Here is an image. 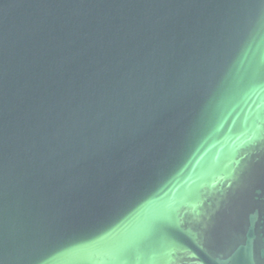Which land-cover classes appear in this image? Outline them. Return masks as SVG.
I'll return each instance as SVG.
<instances>
[{
  "label": "water",
  "instance_id": "water-1",
  "mask_svg": "<svg viewBox=\"0 0 264 264\" xmlns=\"http://www.w3.org/2000/svg\"><path fill=\"white\" fill-rule=\"evenodd\" d=\"M0 264H264V0H0Z\"/></svg>",
  "mask_w": 264,
  "mask_h": 264
}]
</instances>
